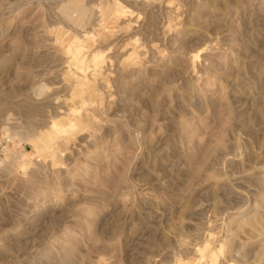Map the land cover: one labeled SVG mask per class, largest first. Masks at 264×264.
<instances>
[{"label": "rangeland", "instance_id": "1", "mask_svg": "<svg viewBox=\"0 0 264 264\" xmlns=\"http://www.w3.org/2000/svg\"><path fill=\"white\" fill-rule=\"evenodd\" d=\"M253 217L264 0H0V264H264Z\"/></svg>", "mask_w": 264, "mask_h": 264}, {"label": "bare ground", "instance_id": "2", "mask_svg": "<svg viewBox=\"0 0 264 264\" xmlns=\"http://www.w3.org/2000/svg\"><path fill=\"white\" fill-rule=\"evenodd\" d=\"M247 224L251 230L264 231V223H262L257 217L251 218V220L248 221Z\"/></svg>", "mask_w": 264, "mask_h": 264}]
</instances>
